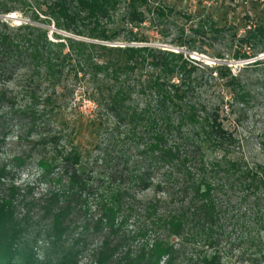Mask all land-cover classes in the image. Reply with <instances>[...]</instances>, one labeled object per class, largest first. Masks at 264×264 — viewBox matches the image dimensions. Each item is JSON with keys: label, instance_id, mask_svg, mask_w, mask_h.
<instances>
[{"label": "trees", "instance_id": "obj_1", "mask_svg": "<svg viewBox=\"0 0 264 264\" xmlns=\"http://www.w3.org/2000/svg\"><path fill=\"white\" fill-rule=\"evenodd\" d=\"M10 1L0 0V16L12 12L5 6ZM224 3L196 1L207 12L195 9L183 15L195 23L192 36L209 42L224 32L225 7L231 8ZM247 3L250 10L239 4L232 7L243 27L234 60L264 53V0ZM122 4L117 32L113 18ZM173 13L171 4L160 0H57L48 6L46 23L72 37L53 34L55 42L44 26L10 28L0 19V81L10 80L16 69L27 70L29 84L23 94L32 110L29 119L33 120L36 105L51 104L66 80L87 79L88 99L98 116V123L90 124V144L103 135L99 126L109 127L112 122L104 130L108 136L104 142L111 150L103 154L101 163H121L123 169L114 175L112 168L97 172L92 156L85 157L88 165L81 163L84 146L60 148L51 162L37 161L39 181L46 190L34 198L30 188L20 195L12 179L5 191L1 189V179L11 173L1 168L0 264H77L82 255L88 264H161L163 260L172 264L181 249L174 251L171 237L192 246L188 262L219 264L224 256L221 243L230 239L233 230L238 235L234 242L253 235L240 231L243 221L262 229L264 165H250L234 156L236 140L224 126L222 103L205 101L200 95L202 87L214 80L213 73L217 84L228 90L240 88L237 78L225 64L208 69L182 52L137 45L145 42L137 31L149 16L163 25ZM120 34L125 35V44L112 45ZM194 45L189 38L177 46L191 52ZM260 66L264 67L262 61L245 65ZM204 69L209 73L205 75ZM6 98V92L0 91V105ZM52 143L56 145L55 138ZM123 149L136 150L134 162ZM12 165L21 167V159L14 158ZM155 174L160 179L156 190L168 198H155L140 208L132 192L152 186ZM233 196L239 206L247 203L241 215L229 216ZM140 216L150 227L127 231L128 221ZM205 248L212 253L203 252Z\"/></svg>", "mask_w": 264, "mask_h": 264}, {"label": "rangeland", "instance_id": "obj_2", "mask_svg": "<svg viewBox=\"0 0 264 264\" xmlns=\"http://www.w3.org/2000/svg\"><path fill=\"white\" fill-rule=\"evenodd\" d=\"M55 1L57 0H11L5 6L12 10V12L0 16V19L5 21L10 28H17L22 24L44 26L48 31L49 39L54 42L56 40L53 34L72 37L70 34L58 31L52 22L46 23L49 21L45 13L48 6ZM160 1H166L171 4L175 13L169 15L163 25H160L156 20H152V17L149 16L137 31L139 32V38L142 36V38H145V42L137 45L161 48L162 50L175 53L182 52L201 66L208 67V69L213 68L217 64H225L229 67L231 75L238 80L239 89L228 90L223 84H217V76L213 73L211 75L214 80H211L209 84L202 87L200 95L205 101L222 103L224 126L232 133L236 140V144L233 147L234 156L243 158L250 165H264V67H245V65L255 61H262L264 63V53L247 60L233 59V54L237 50L236 42L243 34V27H241L237 11L235 12L232 7L234 8V5L239 4L244 6L245 10H250L251 5L247 3L248 0H225V6L231 7L228 9L225 7L226 22L225 20L224 22L227 25L223 27L224 23L222 22L221 27H223L224 32L219 36L213 37L209 42L201 41L198 37L192 36L191 29L195 28V23L183 16L185 14L190 15L195 9L200 10L202 14L203 12H207L202 7H197V0ZM67 2H71V0H67ZM1 8L2 5H0ZM123 8L124 5L122 4L113 18V25L115 28L118 26L117 32H119V26H121L119 20L121 19ZM262 8L260 7L259 9ZM189 38L195 42L194 51L188 52L184 47L177 46L180 41ZM125 40V35L120 34L119 38L112 45L123 46ZM242 52L247 55L251 54V51L248 49H243ZM217 56L223 59L219 60L216 58ZM202 72L206 75L209 73V70L204 69ZM86 80L80 79L77 82L72 78L66 80L57 89V93L52 98L51 104L44 107L40 103L35 106L34 112H37L33 116V120L29 119V113L32 112V110L28 109L29 100L23 94L25 86L29 84L27 83V70L23 68L16 69L13 71L10 80L0 81V91L4 90L7 94V101L0 105V169L6 168L7 171L11 172L8 177L1 179V182L4 184L1 189L5 191L12 179L13 185L19 189L20 195L23 196L25 189L30 188L32 190V197H41L46 187L39 181L37 161L45 159L47 162H51L56 156V150L59 151L60 148L66 150L69 146L78 147L79 144L86 148V152L83 153L82 164L87 163L88 165L86 158L89 155L94 158V161L95 159L97 160V163L92 165L97 172L108 173L110 172L109 169L112 168L114 175L120 170L123 171L121 163L119 165L111 163L108 165L107 162L101 163L102 158H104L103 154L111 150L107 146L108 143L104 142L108 140V136L104 135L107 131L104 130H109L112 122H109V127L104 124L98 125L100 128L99 134L103 135L99 139L98 137L96 138L98 142L95 141L92 146L90 144L91 141L88 138V133L92 130L90 124L97 120L98 116L96 115V106L88 99V84ZM42 88H46V86ZM39 95H43L42 91ZM25 111L28 113L26 117L22 115V112L25 113ZM95 122L96 124L98 123L97 121ZM30 131L32 133L27 136V132ZM77 133L79 135L76 139ZM94 135L91 139H95ZM53 138L56 139V145L52 143ZM88 148H90L89 151ZM123 150L126 151L127 157L129 156L131 162H134L136 150ZM14 158L21 159V167L16 168L12 165ZM93 162L90 161V164ZM62 165L61 162L58 163V172H60ZM113 168H115V171ZM159 181L158 175L155 174L150 180L152 186L144 190L138 188L133 190L132 194L140 202L138 205L140 208L142 204L145 205L155 198H168L156 190L155 185ZM231 205L233 209L230 211L229 216L241 215V213L245 212L244 208H247V203L239 206L237 197L234 196L231 198ZM24 212L25 210L21 208L19 213L22 215ZM148 222L141 216L137 220L132 217L127 223L126 230L136 232L141 230L142 225L147 229L150 227ZM233 222H230V224L233 225ZM241 226L243 229L240 231H251L253 235L248 238L244 237L246 240L244 239L245 241L242 243L239 241L234 242L238 235L232 229L230 239L221 243V248H224L222 251L224 256L219 264H264V261L261 260V255H264V225L262 229L257 230L251 227L249 223L243 221ZM230 230V227L227 226L226 231L230 232ZM151 237L152 235L149 234L148 238L151 239ZM179 240V238H170V242H173L175 245L173 247L174 251L177 252L179 248L181 249L172 264H200L197 260L188 262L192 246L182 244ZM259 250L261 253H259ZM203 252L207 254L212 253L208 248H205ZM163 262L164 260L161 264ZM77 264H88V259L85 255H82Z\"/></svg>", "mask_w": 264, "mask_h": 264}]
</instances>
